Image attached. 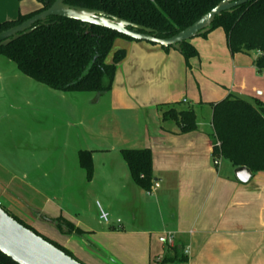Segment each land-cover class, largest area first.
<instances>
[{
    "label": "crops",
    "instance_id": "0c3cea01",
    "mask_svg": "<svg viewBox=\"0 0 264 264\" xmlns=\"http://www.w3.org/2000/svg\"><path fill=\"white\" fill-rule=\"evenodd\" d=\"M41 5L38 0H0V22L30 13ZM189 42L197 56L186 63L172 47L165 50L143 40L116 39L115 46L125 49V57L117 66L110 91L93 94L97 100L107 97L109 110L116 117L115 143L88 147L82 141L75 149L74 167L66 162L70 144L66 149L64 140L62 157L53 158L47 169L42 168L40 149L47 143L56 147L54 123L27 134L12 131L10 138L25 144L18 169L22 179L2 167L3 187L24 199L30 193L36 195L41 203L29 202L39 213L52 218L62 216L85 231L105 256L86 251L72 237H65L94 264H162L164 258L179 254L185 257L184 262L166 264H264V172H256L242 183L235 177L236 167L228 160L220 158L217 165L213 163L212 111L209 131L197 125L191 132L179 133L173 120H161L159 108L176 103L177 109H184L180 103H186L196 111L194 104L211 107V103L229 94L260 101L257 83L244 76L256 71L255 58L247 62L243 53L231 54L221 28ZM229 62L233 64V77L220 78L219 64L223 68ZM211 81L213 87L209 86ZM16 82L12 77L0 76V124L9 128V116L13 118L14 114L11 123L21 129L25 106L19 100L14 103L15 112L5 111L1 100L4 86ZM40 104L32 106L33 115L39 116ZM39 120L35 119L38 125ZM135 124L140 126L137 133ZM64 125L71 127L72 120H66ZM51 132L52 141L49 135L47 140L41 136ZM123 148L150 149L153 185L157 183V187L152 185L150 191H145L133 182L120 152ZM80 150L91 152L90 180L79 165ZM100 209L108 213L107 222L100 218ZM168 233L173 237L172 246L166 242ZM168 247L173 249L172 255L165 253ZM159 257L161 260H157Z\"/></svg>",
    "mask_w": 264,
    "mask_h": 264
},
{
    "label": "trees",
    "instance_id": "16d2710c",
    "mask_svg": "<svg viewBox=\"0 0 264 264\" xmlns=\"http://www.w3.org/2000/svg\"><path fill=\"white\" fill-rule=\"evenodd\" d=\"M221 0H65L66 3L98 9L153 30L155 36L170 37L191 25ZM41 7L15 19L0 22V31L15 26L48 8L54 0H41ZM34 29L0 47V55L16 64L17 69L34 81L63 92L108 93L118 64L125 57L124 49L112 51L118 38L133 39L117 31L89 25L79 20L49 16ZM221 28L231 54L258 53L253 60L257 71H264V0H252L216 16L210 31ZM209 31V32H210ZM208 33V32H207ZM204 33L201 36H206ZM180 53L185 62L197 56V50L188 41L181 42ZM163 48V47H162ZM170 46L163 48L169 49ZM176 103L159 105L161 120H173L179 133L196 129V115L192 107L177 109ZM213 128L212 158L228 160L234 167L245 166L254 174L264 172V104L259 100L229 94L211 103ZM133 182L150 191L153 185L151 151L148 148L120 150ZM80 167L87 180L93 175V162L89 150L78 152ZM9 214V213H8ZM10 215V214H9ZM53 223L67 236L84 239L86 232L72 222L58 216L39 214ZM11 216L36 234L76 258L60 243L45 237L15 214ZM85 241L92 247L96 245ZM181 254L164 258L162 264L184 262ZM80 262V261H79ZM0 264H18L0 251Z\"/></svg>",
    "mask_w": 264,
    "mask_h": 264
},
{
    "label": "rangeland",
    "instance_id": "374dc122",
    "mask_svg": "<svg viewBox=\"0 0 264 264\" xmlns=\"http://www.w3.org/2000/svg\"><path fill=\"white\" fill-rule=\"evenodd\" d=\"M243 54L242 57L245 58L247 62H250L252 58L257 57L258 55L254 50ZM221 66L222 65L219 64L220 78L222 76H225L226 79L232 78L234 75L233 64L229 62L228 65L226 64L223 68ZM0 76L12 77L17 81V84L4 86L5 92L1 95L2 104H4L2 107L3 110L6 111L7 109L10 112H15L16 109L14 103L19 100L25 106L22 108L24 117H22L23 123H21V129L11 123V120H14L15 118L14 114L13 118H11L12 116H9V128H7L3 122L0 124V126L4 127L3 129L0 128V171L3 170L2 167L7 168L12 175L16 174V177L20 178L19 180L22 179L21 174L18 172V169H21L19 161L21 159L20 154L24 153L26 150L24 148L25 144H23V147L18 138H10L12 131L14 130L17 133L24 131L25 134H27L26 131H34L39 129V127L47 129L48 127H51L53 123L57 126L55 133H42L41 135L47 140L53 135V133L55 134L54 142L56 143V147L52 146L53 143H47L43 149H40V160L42 168L45 169L50 166V162L53 158L62 157L64 140L66 141V149L68 148V143L70 144V153L66 154V162H69L73 167L77 161L75 149L79 147L82 141H84L85 145H88V147H95V145L101 147L108 143H115L113 137H116L115 127L118 126L114 124L116 117L109 110L107 97L104 96L101 97L100 100H97L98 97L93 95L94 93L63 92L39 84L32 79L26 80L27 76L18 71L16 64L2 55H0ZM244 76L248 80L257 83V87L260 91V94L257 95V97H259L260 101L264 104V71L253 70L248 74L244 73ZM220 81L224 80L221 79ZM210 85L213 87L214 83L211 81V83H209V86ZM241 97L251 100L248 96ZM219 99H221V97L216 100ZM37 102L41 103L39 116L36 114L33 115L31 110L32 106H36ZM180 105L182 108L188 106L186 103H180ZM193 106L196 110L197 125H199L204 131H209L212 111L210 105L205 104L202 107H199L194 104ZM36 118H38V120L40 118L39 125L35 122ZM119 118L122 120V117ZM70 119L72 120L73 125L71 127L64 125L65 121ZM123 119L124 122L127 121L125 116H123ZM123 124L120 126L122 129L125 127ZM84 127H86V129H84ZM134 128L136 133L139 132L140 126L138 124H135ZM6 132L8 133L6 134ZM91 133L94 134L91 135ZM101 134H104V137L100 138ZM5 136H8V139H5ZM26 140H28V138H26ZM26 140L24 141L26 142ZM41 140L44 139L41 138ZM52 140L53 139L50 138V141ZM60 148L62 149L61 151H59ZM225 160L226 159H224V161ZM16 182L17 181L14 183ZM2 184L3 183L0 181V206L7 213L10 215L17 213L15 215L20 216L25 223L32 226L39 233L55 240L69 250L82 264H94L82 252L81 248L76 243L65 237V235L62 234L53 223L40 217L39 214L41 213H39L37 208H34L29 201L38 204L41 203V200H39L41 198L38 199L36 195L31 196L30 193L29 195H25L26 198L24 199L13 193L10 189L6 190ZM73 238H75V236H73ZM77 240L79 241L78 238ZM167 252L172 255L173 249L168 247L165 253ZM168 254L167 256H169Z\"/></svg>",
    "mask_w": 264,
    "mask_h": 264
},
{
    "label": "water",
    "instance_id": "95a60500",
    "mask_svg": "<svg viewBox=\"0 0 264 264\" xmlns=\"http://www.w3.org/2000/svg\"><path fill=\"white\" fill-rule=\"evenodd\" d=\"M248 1L252 0H221L211 10L183 30L170 37L160 38L152 34L153 30L151 28L110 15L105 11L74 6L66 3L65 0H54L45 10L34 14L15 26L0 31V47L7 45L24 34L30 33L35 27L34 24L43 23L49 16H56L79 20L89 25L102 26L124 34L133 40L151 42L163 48L170 46L180 52L181 42L188 41L209 32L211 24L216 16H220L222 12L230 11L232 8ZM115 41L112 51L124 49L115 46ZM234 174L238 181L247 183L251 179L253 173L249 168L239 166L234 169ZM70 237L73 238V236ZM75 238L73 239L86 251L93 252L102 257L105 256L99 248H92L85 241V239L89 240L87 234L84 239L76 236ZM0 251L18 264H82L48 240L44 239L41 235L36 234L30 228L19 223L1 206Z\"/></svg>",
    "mask_w": 264,
    "mask_h": 264
},
{
    "label": "built area",
    "instance_id": "2783aa9c",
    "mask_svg": "<svg viewBox=\"0 0 264 264\" xmlns=\"http://www.w3.org/2000/svg\"><path fill=\"white\" fill-rule=\"evenodd\" d=\"M219 159H220V157H215V158L213 159V163L217 165V164L219 163ZM153 186H154V187H157L158 184L155 183ZM153 186H152V187H153ZM152 187H151V188H152ZM100 218H101L103 221L107 222V221H108V213L105 212V211H103L102 209H100ZM166 242H167V245H168V246H172V245H173V237H172V234H171V233H168V234H167V236H166ZM157 260H161V257L157 258Z\"/></svg>",
    "mask_w": 264,
    "mask_h": 264
}]
</instances>
